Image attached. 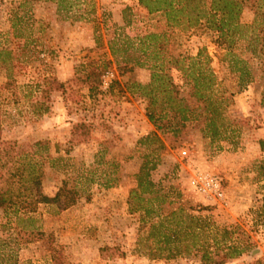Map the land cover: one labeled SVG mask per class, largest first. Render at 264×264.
<instances>
[{"label":"rangeland","instance_id":"obj_1","mask_svg":"<svg viewBox=\"0 0 264 264\" xmlns=\"http://www.w3.org/2000/svg\"><path fill=\"white\" fill-rule=\"evenodd\" d=\"M79 2L67 11L58 9L55 1L32 0L20 7L21 0H0V50L11 51L0 54V134L26 143L48 139L50 153L70 158L66 172L46 165L42 188L49 196L67 176L73 181L83 175L70 183L81 191L66 210L43 203L32 214L33 223L0 210L2 236L17 238L11 244L17 264H201L195 252L173 259L146 255L149 223L141 220L140 212L130 213L127 204L144 153L155 147L139 143L155 126L147 116L148 99L133 87L134 82L148 83L151 70L122 69L110 43L151 31L167 32L169 52L183 60L179 66L187 67L201 49L211 57L204 66L216 76L217 94L228 97L220 104L222 120L236 129L235 142L204 136L202 123L172 143L164 137L165 148L151 177L165 200L151 205L161 214L182 207L185 214L207 217L215 232L234 224L248 231L257 247L225 264H249L264 257V220L257 221L254 212L264 183V55L255 54L245 40L236 41L233 53L255 68L256 77L238 92L233 56L226 55L228 49L218 46L209 30L171 25L162 13L150 14L139 0ZM243 3L241 20L251 25L259 0ZM92 70L101 72L92 80L99 84L93 94L87 82L77 79ZM170 74L188 97L193 88L188 72L173 66ZM46 76L68 84L64 93H52L49 111L38 116L32 112V103L39 99L35 83ZM82 121L91 124V134L87 142L78 143L71 140V131ZM105 177L118 182L106 188Z\"/></svg>","mask_w":264,"mask_h":264},{"label":"trees","instance_id":"obj_2","mask_svg":"<svg viewBox=\"0 0 264 264\" xmlns=\"http://www.w3.org/2000/svg\"><path fill=\"white\" fill-rule=\"evenodd\" d=\"M31 1L21 0L20 7ZM45 1H55L58 9L67 11L80 3L79 0ZM139 2L150 14L165 15L171 25L185 29L203 27L216 34V44L225 46L229 51L226 55L233 56L231 71L236 73L238 92L245 90L255 81V68L246 60L236 57L232 49L236 41L245 40L248 47H253L255 54L264 55V0H259L256 18L251 25L241 20L243 0ZM260 18L262 22H258ZM261 41L263 42L260 44ZM110 49L115 59L117 54L118 58L121 57L120 60L124 64L122 69L132 70L139 67L151 70V80L148 83L134 82L133 87L139 88L141 95L148 99L147 116L155 126V130L143 136L139 143L155 147L144 153V160L138 172L134 174L136 186L130 189L127 200L129 212H140L141 220L149 223L146 236L149 242L148 251L145 254L152 259H173L195 252L200 255L201 264H225L250 254L257 244L252 240L250 233L239 224L225 226L220 232H215L211 230L212 224L208 222L207 217L185 214L182 207L168 214H161L151 205L153 201L161 203L165 200V195L159 194L161 188L151 177V171L156 169L160 162V151L165 148L164 137L172 143L184 138L195 123H202L200 126L204 136H210L213 140L235 142L233 138L236 129L232 128L231 122H225L221 117L220 104L227 101L228 97L222 92L217 94L219 90L216 87V76L211 67L204 66L211 62V57L204 55V50L201 49L196 57H190L187 67L179 66L183 60L169 52L165 31L115 38L110 43ZM10 53L8 49L0 50V54ZM173 66L188 72L187 76L192 78L193 88L188 97L172 79L170 70ZM261 70L264 73V62ZM100 75L101 72L92 70L86 73L84 79H77L87 82L93 94L98 91L99 84L97 80H92ZM67 84L56 76H46L38 80L35 87L39 99L32 103V112L38 116L47 113L52 93H64ZM90 134L91 124L86 121L78 122L73 125L71 140L77 139L78 143L87 142ZM50 143L48 139L26 143L18 139H4L0 134V210L5 214L33 223L32 214L37 212L43 203L57 204L59 210H66L76 204L81 190L76 184L70 183L79 180L83 175L74 177L73 181L72 177L67 176L54 196H49L43 191L46 165L57 167L64 172L70 170V158L50 153ZM261 145L264 148V141H261ZM56 152L59 150L56 149ZM114 166L117 167V164ZM260 168L264 170V159ZM88 180L93 181L89 178ZM117 182L118 178L105 177L102 184L110 188ZM262 189L263 196L254 211L257 221L264 220V183ZM186 218H189V222ZM16 239L12 234L3 237L0 232V264H17L16 250L11 247ZM54 259L58 261L59 257L55 256ZM249 264H264V257L253 258Z\"/></svg>","mask_w":264,"mask_h":264}]
</instances>
